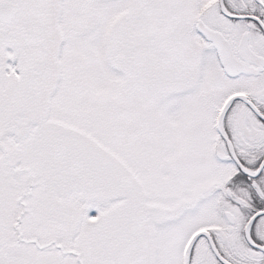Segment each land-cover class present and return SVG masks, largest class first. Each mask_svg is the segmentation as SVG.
Listing matches in <instances>:
<instances>
[{"label":"snow or ice","instance_id":"snow-or-ice-1","mask_svg":"<svg viewBox=\"0 0 264 264\" xmlns=\"http://www.w3.org/2000/svg\"><path fill=\"white\" fill-rule=\"evenodd\" d=\"M0 264H264V0H0Z\"/></svg>","mask_w":264,"mask_h":264}]
</instances>
